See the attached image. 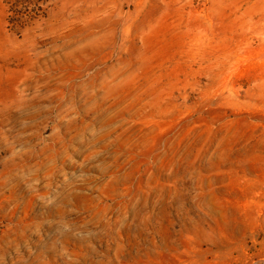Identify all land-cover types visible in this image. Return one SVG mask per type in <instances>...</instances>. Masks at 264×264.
Wrapping results in <instances>:
<instances>
[{"label":"rangeland","instance_id":"1","mask_svg":"<svg viewBox=\"0 0 264 264\" xmlns=\"http://www.w3.org/2000/svg\"><path fill=\"white\" fill-rule=\"evenodd\" d=\"M40 2L0 0V264H264V0Z\"/></svg>","mask_w":264,"mask_h":264},{"label":"trees","instance_id":"2","mask_svg":"<svg viewBox=\"0 0 264 264\" xmlns=\"http://www.w3.org/2000/svg\"><path fill=\"white\" fill-rule=\"evenodd\" d=\"M10 6V11L14 14L11 18V22L21 19H32L36 17H42L44 15L43 2L38 0L37 3L34 0H5Z\"/></svg>","mask_w":264,"mask_h":264}]
</instances>
